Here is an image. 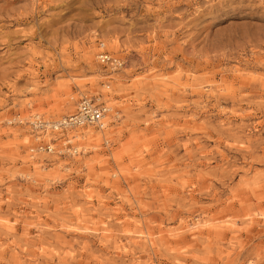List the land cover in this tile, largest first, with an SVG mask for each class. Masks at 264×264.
<instances>
[{
  "label": "rangeland",
  "instance_id": "374dc122",
  "mask_svg": "<svg viewBox=\"0 0 264 264\" xmlns=\"http://www.w3.org/2000/svg\"><path fill=\"white\" fill-rule=\"evenodd\" d=\"M0 264H264V0H0Z\"/></svg>",
  "mask_w": 264,
  "mask_h": 264
},
{
  "label": "built area",
  "instance_id": "2783aa9c",
  "mask_svg": "<svg viewBox=\"0 0 264 264\" xmlns=\"http://www.w3.org/2000/svg\"><path fill=\"white\" fill-rule=\"evenodd\" d=\"M107 56L105 53L99 54L100 62L108 63L113 62L115 64H118V62L109 59L111 57ZM118 59V58H117ZM109 62V63H110ZM107 66V65H105ZM114 67V66H113ZM108 109L105 107L103 103H96L95 100L92 97L82 96L76 105V108L74 111H72L68 116L63 118L62 121L58 123L59 127H79V126H86V125H95L98 126L97 122L106 114ZM37 123L40 125L39 129H42L44 124L40 121H37ZM63 138V137H62ZM60 141L62 139L59 137ZM55 140V139H53ZM52 139L50 141H53ZM51 143H43V144H36L33 146L35 152L36 148L37 150H40L47 154H56L57 156H62V150H69L70 155H74V153L80 152V146L76 147V144L71 143V141L67 139H63L62 144L60 148H54ZM78 148V149H77Z\"/></svg>",
  "mask_w": 264,
  "mask_h": 264
},
{
  "label": "bare ground",
  "instance_id": "6f19581e",
  "mask_svg": "<svg viewBox=\"0 0 264 264\" xmlns=\"http://www.w3.org/2000/svg\"><path fill=\"white\" fill-rule=\"evenodd\" d=\"M100 46H102L103 45V43H100L99 44ZM103 53H105L107 56H109V57H111L106 51H100L98 54H97V59H98V61L100 62V58H99V54H103ZM108 57V58H109ZM109 59H111V61L112 60H114L115 62L117 61L118 62V64H115V63H113V62H108V63H105L104 64V62H102V64H104V65H109V67L111 68V69H115V68H117V67H119V66H121L122 64H123V61L120 59V58H113V57H111V58H109ZM101 63V62H100ZM114 66V67H113ZM82 97V96H81ZM80 97V98H81ZM105 107L108 109V111H109V107H107L106 105H105ZM107 111V112H108ZM106 112V113H107ZM66 116H68V115H65V116H63V117H61L60 119H58V120H48V119H46V118H43L42 116H40L38 113H34V114H32L31 116H30V121H29V123H30V125H31V127L33 128V129H35V133H34V138H35V143H33L32 145H30L29 146V148H28V150H29V153H30V155H39V154H41V153H44V152H42V151H40V150H37L38 148H36V151H38V152H35V150H34V148H33V146L34 145H36L37 143L38 144H43V143H51L52 144V146L54 147V148H56V146H55V143L53 142V141H55V140H53V141H50L51 140V136L50 135H53V134H56V132H64V131H68V130H72V129H77V128H82V127H84V126H79V127H59L58 126V123L60 122V121H62L63 120V118H65ZM104 117V116H103ZM102 117V118H103ZM101 118V119H102ZM100 119V120H101ZM20 120V119H19ZM99 120V121H100ZM37 121H40L41 123H43L44 124V126H43V128L42 129H39L40 128V125L37 123ZM98 121V122H99ZM97 122V123H98ZM86 126H88V125H86ZM49 132V133H48ZM64 136V139H67V140H69L67 137H66V135L65 134H63ZM46 137V136H50L51 138H49V139H47V141H44V140H42L41 138L42 137ZM70 138V137H69ZM44 139V138H43ZM69 141H71V138H70V140ZM71 143H73V144H76L75 146L76 147H78V144H77V142H72L71 141ZM51 144H50V146H51ZM61 146V145H60ZM59 146V147H60ZM58 147V148H59ZM78 149V148H77ZM69 150L67 151V150H65V149H63L62 150V156L63 157H73V156H75V155H78V154H80L81 152H83V150L82 149H80V152L78 153H74V155H70L69 153ZM44 154H47V153H44ZM49 156H55V157H57V155L56 154H49ZM59 157V156H58ZM49 160H51V159H47L46 161L47 162H49Z\"/></svg>",
  "mask_w": 264,
  "mask_h": 264
}]
</instances>
